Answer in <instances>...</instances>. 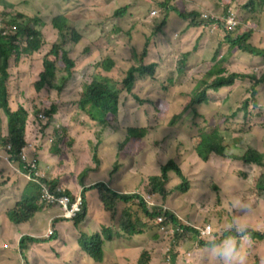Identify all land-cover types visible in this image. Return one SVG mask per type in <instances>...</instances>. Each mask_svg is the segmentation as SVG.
<instances>
[{
  "label": "trees",
  "instance_id": "trees-1",
  "mask_svg": "<svg viewBox=\"0 0 264 264\" xmlns=\"http://www.w3.org/2000/svg\"><path fill=\"white\" fill-rule=\"evenodd\" d=\"M74 1L79 0H70L67 3L68 8ZM185 2L187 5L184 6ZM80 4L85 9L83 13L91 15V8ZM30 5V0H0V162L6 159L15 167V170L8 173L4 168H0V205L4 206L1 210L4 226L10 223L17 227L29 225L35 222L33 219L37 213H49L56 209L46 206L42 201L41 188L37 183L30 181L20 183L21 174L26 173L25 168L27 170L29 168V165H24L20 159L23 156L21 152L27 144V137L34 140V151L46 157L49 156L51 137L40 126L26 123L28 118L26 110L38 112L37 95L41 90H53L57 94L64 90L72 78L71 73L75 67V62L70 57L76 53L71 45L80 44L83 38L77 25V21L82 18L77 16L75 25L71 27L69 21L73 14L68 15L65 12V0H52L50 5L58 10V14L52 17L50 23L56 39L51 43L50 52L43 58L39 79L33 86L28 87V95L25 96L18 86L20 65L24 63L26 55L38 51L42 45V34L34 28L39 24V20L26 18L25 8ZM152 10H156V16L150 15ZM228 11L244 15L245 20L242 22L246 30L253 28L252 35L255 38L253 44L249 40L251 32H244L245 29L224 36L228 24L224 23L221 16H216V19L209 21L208 24L198 21L203 13L218 15ZM125 13L129 15L131 23L127 29L122 25L111 26L109 32L113 34L109 41L112 45L119 46L124 43L120 40L122 36H125L127 41H131L130 33L139 25L150 24L153 31H147L149 38L142 43L138 64L124 70L119 80L97 76L89 84L84 85L78 94L72 95L70 101L72 107L67 112L74 115L78 113V117L70 127L69 134L79 152L82 150L80 154L84 161L93 158L95 167L88 165L80 172L77 184V187L82 189L80 212L71 220L54 218L51 225L56 227L59 224L70 223L72 231L75 232L71 253L74 257L73 264H107L104 263L106 255L103 245L105 242H110L113 235L118 236L121 241L120 245L114 248L115 255V251L129 248L132 238L145 236L149 241L157 240L160 234L164 235L163 230L173 231V240L168 245L171 263H174L177 256L175 250L187 245L194 246L197 250L226 249L216 257L207 255L206 262L223 264L224 258L229 259L230 256L228 240L234 243V249L247 261L248 254L252 251L250 249L253 247L257 248L256 253L264 251V229L257 227L259 218H263V215L259 214L255 228L246 227L242 236L241 232L237 234L236 231L235 236L229 228L220 229L219 220L225 218L217 217L220 214L219 207L224 205L225 196L233 190V182L222 178L215 171L225 165L233 166L232 173L237 181L241 182L249 178L243 177L247 172L256 175V172L264 167V154L251 147H247L241 154H237L234 150L231 152L228 146L223 144V137L219 132V128L227 124L237 123V117L245 121L248 117L257 116L259 107L263 106L262 102L255 104V98L260 101L257 97L259 93L257 95L255 93L258 89L250 86L259 83L261 76L264 75V69L256 72L253 68L261 66L264 60V52H259L263 37L262 27H264V0H203L202 2L127 0L126 5L114 11L113 16L120 18ZM173 15L179 19L176 23L177 31L173 30ZM167 21L170 22L173 34L178 36L177 45L181 48L178 52H167V57H161L159 61L147 62L145 57L148 51H155L158 47L153 41L155 33L159 32V38L162 43L167 44V50L173 48V40H171L173 37L169 35L170 39H165L167 34L164 27ZM199 25H202L200 32L188 35L191 29L196 30ZM213 26L217 29L215 30ZM205 34L218 40L217 48L211 55H206L203 49L202 37ZM101 37L102 34L95 43H98ZM221 45L227 48L219 54ZM130 47L135 48L133 45ZM240 53L251 54L258 58L249 67H236L233 58ZM49 56L54 57V60L49 59ZM57 62L62 64L61 69L57 68ZM10 67L15 68L17 76L14 88L18 109L11 105L10 94L7 91L11 82ZM99 68L101 73H108L118 67L111 58H105L99 63ZM172 72L175 73L174 78ZM120 93L125 94L124 98L127 102H134L137 108H144L145 115L151 111L154 125L143 127L118 124ZM249 94L252 95V100L247 99ZM240 99L243 100L239 106ZM62 104V101L49 99L48 104L41 105L38 110L49 123L48 121L52 120ZM199 119L205 122L204 128L199 129ZM214 120L215 125L210 126ZM186 123L188 127L184 131ZM236 132L238 136H243L239 131ZM148 136H151L155 147H159V142H163L164 147L168 146L171 153L167 160L159 165V174L144 177V192L132 193L130 189L125 193H118L107 183L93 181L99 171H105L100 170L102 166L111 167V173L115 176L123 167L121 162L123 156L134 162L138 152L140 156L150 153L141 152L140 149L141 142ZM234 136L235 134H232V137ZM112 138H114V159L111 163H106L102 158L101 149ZM65 139L66 137L63 139L64 142ZM51 150L55 151L54 148ZM197 171L201 175V180L193 181L188 174L195 177L194 173ZM131 172L133 168L130 165L125 173ZM5 173L7 175L3 176ZM258 177L261 179L257 183L255 181L258 191L246 184L241 185V189L250 199L246 210L260 206L264 176L259 174ZM50 184L52 187L55 185L54 182ZM88 190H96L101 210L105 212L102 216L93 215V219L98 224V231L94 234L89 233L88 225L84 227L86 230H82L83 226H81L87 213L85 192ZM147 194L159 197L160 205L165 206H168L167 199L179 197L178 199L181 200L179 209L183 212V218L163 207L148 209L144 201V195ZM71 196L73 202L74 195ZM119 205L122 207L121 210L118 208ZM51 208L53 210L49 211ZM46 216L48 219L49 216L47 214ZM108 216L109 224L105 226L106 222H103V219L107 221ZM160 216H165V219L160 224H156L155 221ZM143 218L146 222H143ZM206 225H209L211 230L206 238L200 240L197 237L198 229H203ZM44 227L45 222L40 221L36 230ZM53 239H56L55 236L42 239L40 236L27 234L14 240L11 245L19 251L25 250L26 242L46 249L48 245H44ZM193 250L188 252L192 254ZM200 253L199 251L193 258L199 259ZM256 253L253 256L256 259L249 264H261V261L257 263ZM114 255L113 258L118 262ZM21 256L24 258L23 254ZM182 257L186 262L188 261L186 257ZM43 259L44 262L50 261L47 253L43 254ZM148 260V255L143 252L136 264H149Z\"/></svg>",
  "mask_w": 264,
  "mask_h": 264
},
{
  "label": "rangeland",
  "instance_id": "rangeland-1",
  "mask_svg": "<svg viewBox=\"0 0 264 264\" xmlns=\"http://www.w3.org/2000/svg\"><path fill=\"white\" fill-rule=\"evenodd\" d=\"M70 0H65V12L69 15V13L73 14L69 21V25L73 27L75 25V21L77 16L81 17L82 20L77 21L78 30L82 34L83 38L81 43L78 45L72 44V50L76 53L73 54L71 58L75 60V70H73L72 79L69 81L68 85L64 90L57 94L53 90H41L38 93L37 101L38 106H44V104H48L49 99L56 100L58 102L62 101L63 104L59 107V112H66L68 109H71L72 103L71 98L73 94H78L81 88L84 85L89 84L95 77L97 76H104L109 78H114L119 80L123 76V71L131 66H136L138 64V58L141 53L142 43L149 38L147 31H153L150 24L144 26H137L133 31H131L132 40L127 41L125 36H122L120 40L124 43L120 44L119 46L112 45V42L109 41L111 39V35L113 32H109L111 26H124V29H127L131 20L128 18L129 15L125 13V15L120 16V18L114 17V11L122 8L123 5H126L127 0H79L74 1L72 6L68 8L67 3ZM202 2L203 0H196ZM82 3L83 6L91 8V15H88L80 5ZM31 5L26 7L25 10L27 12L26 18H37L40 21V24L36 27L41 30L43 36V42L45 46L42 50L32 58H26L24 63L20 65V76L18 81L19 89L23 92L25 96L28 95V87L31 85L32 78L35 76L37 68L40 64V56L42 53L46 52L50 48V44L56 39V34L52 27L50 26V21L52 17L58 14V10L53 6L50 5L52 0H30ZM183 5H187V3H183ZM152 12H156V10H152ZM121 13V12H120ZM156 16L157 12L155 15ZM13 14V13H12ZM122 14V13H121ZM227 13H221L219 16L222 18H226ZM173 30L177 31L176 23L179 22L177 16L173 15ZM245 20L244 15H239L238 13L235 14V17L232 19V22H240ZM133 21V20H132ZM199 21V20H198ZM208 21V20H205ZM170 27V22L167 21L165 25V32L167 36L165 37L166 40H169V35L173 38V48L167 50V44L162 43L160 40L159 32L155 33L154 41L157 43L158 47L155 51H148L145 60L147 62L150 61H159L161 57L166 58L167 52H178L180 50V46L177 45V37L173 34L172 29ZM202 28V25H199ZM263 37L260 42L261 50L260 53L264 52V27H262ZM100 34H102L101 39L98 43L95 41L99 38ZM208 38L217 40L215 37L207 35ZM253 39V37H252ZM163 45H162V44ZM130 45L135 46V48L130 47ZM254 46H257L254 44ZM191 48V47H190ZM211 47H206L204 51L206 55H211L214 49L210 50ZM227 46L221 45L219 54L226 50ZM215 52V51H214ZM213 52V53H214ZM111 58L115 66L118 68H113L110 72H102L101 68H99V63L105 59ZM258 57L252 56L251 54L247 53H240L233 58V64L236 67H249L252 65ZM169 65V64H167ZM58 67L61 68V64H58ZM264 69V68H263ZM11 70V83H10V91L13 94L11 105L17 107L16 104V97H15V84L17 83V76L15 68L10 67ZM172 77H175V73L172 72ZM104 79V78H102ZM211 79V78H210ZM209 79V80H210ZM263 84V85H262ZM258 92H255L260 101L258 102L255 98V104H259L262 102L263 106H260L264 110V75L261 76L260 82L257 83ZM32 91V88H31ZM34 91V90H33ZM32 91V92H33ZM125 94L120 93L119 95V103H120V117L118 119V124L122 126L126 125H139L143 127H151L154 125L153 121V113L149 111L148 115H145L144 108H137L134 102H127L125 100ZM244 98V97H243ZM248 100H252V95L249 94L247 97ZM243 99L238 101V105L240 106ZM254 104V105H255ZM38 107V109H39ZM37 109V111H39ZM30 112H34L35 110H29ZM231 114V112H228ZM221 116V115H220ZM219 116V117H220ZM78 113L74 115L75 122L77 120ZM255 121L252 125H248L247 123L241 121L240 118H236L237 123H229L222 128H219V132L223 137V144L228 146V150L233 152L236 151L237 154H241L243 150L247 147H251L257 152L264 154V113H259L255 116ZM199 126L204 128L206 126L205 122L201 119L198 120ZM216 121H212L210 126H214ZM188 127V124H185L184 131ZM237 131L243 134V136H238ZM232 134H235L232 137ZM27 141H31L30 137H27ZM114 138L108 140L101 149L102 158L105 159L106 163H111L114 159ZM159 147H155L154 142L151 140V136H148L146 140L142 141L140 144L141 152H150L144 156H140L139 152L134 160V162H130L127 157L123 156L121 159L122 162V169L115 174V176L111 173V167L109 166H102L93 181H99L107 183L109 187L115 189L118 193H125L129 191L132 193H140L144 192L143 187V179L146 175H154L159 174V165L164 163L168 155H170V151L168 146L164 147L163 142H159ZM69 152H77L73 148H70ZM82 152V150H80ZM77 161V168H81L84 164L83 158L76 157ZM132 166L133 172L125 173L127 171L128 166ZM1 168V166H0ZM233 166H223L220 170L215 171L216 174L220 175L222 178H225L231 182L233 190L227 196H225V203L224 205L219 207V218H225L219 220V228H229L232 229L234 233L236 231L237 234L244 232L246 227L255 228V222L257 216L263 215V218H259V226L258 228L264 229V197L259 199L260 206H253L252 209L246 210L248 206V201L250 200L248 195L241 189L242 184H246L253 188L255 185V181L259 179L258 175L262 174L264 176V167L259 169L258 172L251 174L247 172V175L243 176L245 178L249 177L246 181H237L236 176L233 175ZM142 172V174H141ZM7 174H3L6 176ZM194 176L188 174V176L193 180H201V175L199 171L194 173ZM70 177H74V175H70ZM26 182H32L34 184L39 183L35 177H31L30 175H24ZM257 178V180H256ZM72 188L76 193H79L77 189L78 187L74 185L73 181ZM145 194V193H144ZM90 195V197H89ZM146 198V195H144ZM179 197L169 198L167 199L166 209L169 212L176 213L181 219L183 218V212L179 209L181 200L178 199ZM150 200L152 205L148 206V209L153 207H161L165 205H160L161 199L159 197L151 196ZM159 202H156V201ZM174 201V203H172ZM171 202V206H170ZM146 204V203H145ZM86 206H87V213L86 218L81 223L83 226L82 230H86L84 227L88 225V231L90 234H94L98 231V224L95 219H93V215L102 216L101 207L97 200V193L92 190V193L86 194ZM119 209L121 210L122 207ZM147 206V204H146ZM4 208L3 205H0V264H57L68 262L73 264L74 257L71 255L73 251V240L75 232L72 231V228L69 224H59L56 227L50 224V218L52 213H37L34 216L33 221L34 223H30L29 225H24L22 227H17L13 224H7L6 226L2 225V218L3 212L1 210ZM53 210L52 208L49 210ZM47 211V212H49ZM46 214L49 216L47 219ZM108 215V214H107ZM52 219V218H51ZM47 220V221H46ZM40 221L45 222V227L36 230V226ZM105 226L109 224V216L106 219H103ZM143 222L146 220L143 218ZM147 224V223H146ZM51 231L49 235L48 232ZM111 234V231L108 230ZM30 234L33 236H40L42 239H49L55 236V240L48 242L46 245L48 247L44 249L43 246H33L30 243H25V250L19 251L16 247H14L12 242L17 240L21 235ZM235 234V233H234ZM236 236V234H235ZM126 239L125 237H122ZM106 239V237L104 238ZM160 239V240H159ZM159 239L149 241L148 237L145 236H137L132 238V244L129 248L115 251L114 255V248L120 245L121 241L120 238L116 235H113L110 242H105L103 247L105 249L106 261L104 263L115 262L116 264H136L140 255L145 252L148 255V263L149 264H214L212 262H206L208 254L211 256H218L220 252L223 250H197L194 246H181L175 250V254L177 255L174 263L169 261V242L173 240V237L166 236V235H159ZM162 239V241H161ZM229 242L231 240H228ZM5 245L7 247H5ZM264 245V243H263ZM194 249V250H193ZM193 250L194 252L191 254L188 251ZM197 250V251H196ZM252 250L246 259L237 252L231 259L224 258L222 261L223 264H249L256 259L253 256L255 255L257 248L253 247ZM200 253L199 259L193 258L198 252ZM35 252V253H33ZM47 253V257L50 260L49 262H44L43 254ZM24 255V258L21 256ZM258 255L259 263L264 264V251L260 253H256ZM113 255L117 258L118 262L113 258ZM182 256L186 257L183 259Z\"/></svg>",
  "mask_w": 264,
  "mask_h": 264
},
{
  "label": "clouds",
  "instance_id": "clouds-1",
  "mask_svg": "<svg viewBox=\"0 0 264 264\" xmlns=\"http://www.w3.org/2000/svg\"><path fill=\"white\" fill-rule=\"evenodd\" d=\"M219 14H221V13H218V15H215V13H203L200 16L199 21H202L203 23L208 24L209 21L215 20L216 16H219ZM235 14L236 13L234 11H228L226 18L225 19L223 18L224 23L228 24V26L226 27L224 36H228V34L230 32H238L240 29H245L244 32H246V31L251 32V37L249 40H251V43L253 44L254 39H255L254 35H252L253 28L246 30V26L242 21L236 22V23L232 22V19L235 17ZM205 20H208V21H205ZM50 23H51V21H50ZM39 24H40V21H39ZM36 26H34V28H37ZM213 28L215 30L217 29L216 26H213ZM38 30L41 32L40 29H38ZM41 34H42V32H41ZM252 37H253V39H252ZM44 46H45V44L43 42V36H42V45L39 48V50L30 54V55H26V58L27 57L32 58L35 55H38V53L42 50V48ZM216 48H217V46H215L213 49H216ZM50 49H51V44H50V48L46 52L42 53L40 56V64L37 68L35 76L32 78V81H31L32 86L39 79V74L42 71L43 58L50 52ZM49 59L54 60V57L49 56ZM71 59L74 60L73 58H71ZM74 62H75V60H74ZM58 64H61V63L57 62V68L61 69L62 64H61V68L58 67ZM253 68L256 72H258L260 69H263L264 68V60H263V64L261 66H255ZM73 70H75V67ZM59 75L60 74H58V76ZM68 83H67V85H68ZM67 85H66V87H67ZM250 87H252L253 89L258 88L257 84L252 85ZM7 91L10 94V100L12 102L11 97L13 96V94L11 93L10 88H7ZM16 104H17L16 108L18 109V102L17 101H16ZM26 111L28 112V118L26 121L27 124H30V123L36 124V125L40 126L41 128L45 129L50 134L51 137L49 139L50 140L49 156H47V157H50L53 160L54 167L56 170H55V173H53L52 164L47 163L39 153L34 151V149H33L34 140L31 138V141H27L26 147L21 152V154L23 155L20 158L21 161L23 162L24 165H29L28 170L24 167L26 170V173H23V174L24 175H30L31 177H35V179H37L39 181V183H37V182L36 183L41 188L42 201L45 203L46 206L56 207V209L59 210V213H58L59 218H62L65 220H71V219H66V218L61 217V211H60V208L58 205V200L61 198V195H67L71 199V197H72L71 195L73 193V188L71 187L72 186L71 182L73 181L74 185L77 186V184L79 182V176H80L81 170L86 168V166H88V165L95 167V162H94L93 158H90L86 162L84 161V163H83L84 165L81 168H77L76 166L72 167L66 162L65 155L68 154L70 148H73L74 150L77 151V152H75V159H74V163L76 165L78 164L76 161V157H78L80 155V157L83 158L82 155L80 154L78 148L76 147L75 143L73 142L70 134H69L70 127H72L75 123L74 114H71L67 111L66 112H62V111L59 112L58 111L53 116L52 120L48 121L49 123H47L45 117L43 116V114L40 111H38L37 113H32L29 110H26ZM259 113H264V110L260 107H259ZM255 119H256L255 117H248L243 122L247 123L248 125H252L253 122L255 121ZM64 137H66L65 142L63 140ZM52 148H54L55 151H52L51 150ZM64 149H66V151ZM27 151H30L29 155L27 154ZM24 156H27V158H25ZM3 160H6V159H3ZM62 166H63V171L60 172V168H62ZM129 167L130 166H128L127 169ZM66 174L69 177H70V175H74V177H70V180L68 181L64 177ZM258 180L261 181L260 178ZM51 182H54V184H55L54 187L51 186V184H50ZM66 186H69L70 189H68ZM78 189H80V188H78ZM255 189L257 190L256 185H255ZM81 191H82V189H80L78 194L73 196L74 200L77 197H79V199L81 201V197H80ZM94 191L96 192V190H94ZM69 193H70V195H69ZM90 193H92V190H88L85 192V201H86V194H90ZM146 196H150V194H147ZM262 197H264V190L261 193V198ZM144 201H145V196H144ZM81 203H82V201H81ZM99 205H100V203H99ZM80 209H81V206H80ZM43 212H45V211H43ZM210 230H211V227H210ZM198 235L199 234H197V236ZM207 236L208 235L202 237L200 240L206 238ZM228 246L230 247L229 259H231L233 257V255H235L238 251H236L234 249V243L233 242L228 241Z\"/></svg>",
  "mask_w": 264,
  "mask_h": 264
},
{
  "label": "crops",
  "instance_id": "crops-1",
  "mask_svg": "<svg viewBox=\"0 0 264 264\" xmlns=\"http://www.w3.org/2000/svg\"><path fill=\"white\" fill-rule=\"evenodd\" d=\"M208 6H209V2H208ZM200 30H201V27H199L198 29H196V30H193V29H191L189 32H188V35H195L196 33H198V31L200 32ZM177 38H178V36H177ZM179 39V38H178ZM215 39H216V37H215ZM217 41L216 40H213V39H210V38H208L207 37V34H205L203 37H202V43H203V49H204V51H208V50H206V47H211L210 49H209V51L210 50H212L215 46H217V43H216ZM65 151H66V149H64ZM27 154L29 155L30 154V151H27ZM41 155V154H40ZM42 157H43V159L47 162V163H49V164H52V166H53V173H55V167H54V163H53V160L50 158V157H46V156H43V155H41ZM65 159H66V162L70 165V166H72V167H74V166H76V164L74 163V159H75V152H68V154L67 155H65ZM0 165H1V167L2 168H4L5 170H6V173H8V172H12V170H15V167L12 165V163H10V161L9 160H2L1 162H0ZM77 170V169H76ZM61 171H63V166H62V168H60V172ZM78 171V170H77ZM65 179L66 180H70V177L66 174L65 176ZM25 181V178H24V174H21V176H20V183L22 184L23 182ZM23 186V185H22ZM21 185H20V187H22ZM68 189H70V187L69 186H66ZM75 190H78V191H80V189H75ZM73 195H76V194H78V193H76L74 190H73V193H72ZM89 197H90V195H89ZM102 211V210H101ZM53 212V213H52ZM50 213H52V215H51V218H50V224H51V221L52 220H54V218H59V215H58V213H59V210H57V209H54L53 211H51V212H49V216H50ZM24 235H27V234H24ZM22 236V235H21ZM20 236V237H21ZM19 237V238H20ZM18 238V239H19ZM17 239V240H18Z\"/></svg>",
  "mask_w": 264,
  "mask_h": 264
},
{
  "label": "built area",
  "instance_id": "built-area-1",
  "mask_svg": "<svg viewBox=\"0 0 264 264\" xmlns=\"http://www.w3.org/2000/svg\"><path fill=\"white\" fill-rule=\"evenodd\" d=\"M152 15H155L156 12H152ZM145 202L147 204V208L149 205H152V202L150 200V196H146ZM149 204V205H148ZM58 205L61 211V217L66 218V219H72L74 218L79 212H80V206H81V201L79 197H77L73 202H71V199L67 195H61V198L58 200ZM166 209V206H161ZM165 219V216L162 217H157L155 223L160 224L163 222ZM198 229V228H197ZM199 235L197 236L199 239L202 237L206 236L210 232V227L207 225L203 229H198ZM48 234H51V231L48 232ZM163 234L166 236H171L173 234V231L171 230H163Z\"/></svg>",
  "mask_w": 264,
  "mask_h": 264
}]
</instances>
